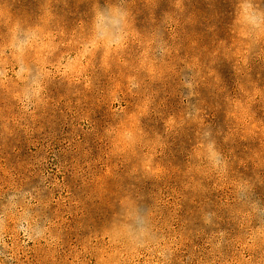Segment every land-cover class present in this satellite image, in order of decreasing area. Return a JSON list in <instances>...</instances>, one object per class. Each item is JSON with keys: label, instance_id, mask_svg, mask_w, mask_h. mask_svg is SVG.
<instances>
[{"label": "rangeland", "instance_id": "1", "mask_svg": "<svg viewBox=\"0 0 264 264\" xmlns=\"http://www.w3.org/2000/svg\"><path fill=\"white\" fill-rule=\"evenodd\" d=\"M0 264H264V0H0Z\"/></svg>", "mask_w": 264, "mask_h": 264}]
</instances>
